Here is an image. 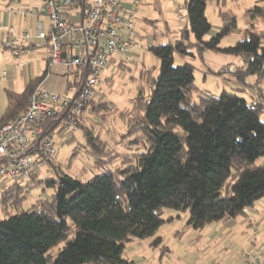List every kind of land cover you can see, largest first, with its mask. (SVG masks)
<instances>
[{
  "label": "trees",
  "instance_id": "16d2710c",
  "mask_svg": "<svg viewBox=\"0 0 264 264\" xmlns=\"http://www.w3.org/2000/svg\"><path fill=\"white\" fill-rule=\"evenodd\" d=\"M209 1L184 0L187 25L178 38L147 45L157 65L139 69L128 106L102 99L84 108L83 114L100 119L113 114L122 119L123 154L81 117V146L72 156L82 147L97 172L83 180L54 162L44 174L0 190V264H133L127 245L153 237L179 212L187 211V224L200 229L245 215L264 196V104L240 94L241 87L219 94L199 88L188 61L205 50L238 56L240 65L222 67L219 74L229 70L242 83L250 75L260 81L264 0L246 9L244 36L226 46L221 40L240 30L236 15L221 7V27L208 36ZM42 77L32 78L21 92H6L0 125L27 105ZM37 187L41 193L32 197ZM165 208L176 213L163 217ZM160 242L156 235L150 245Z\"/></svg>",
  "mask_w": 264,
  "mask_h": 264
},
{
  "label": "built area",
  "instance_id": "2783aa9c",
  "mask_svg": "<svg viewBox=\"0 0 264 264\" xmlns=\"http://www.w3.org/2000/svg\"><path fill=\"white\" fill-rule=\"evenodd\" d=\"M142 3L132 0L128 6L123 0H40L35 7L9 8L10 13L48 19L47 27L37 20L35 41L28 31L5 39L3 45L10 48L13 58L18 61L24 50L43 48L46 69L63 65L72 81L63 94L39 83L27 105L0 125V190L9 182L26 181L51 169L56 162L55 135L68 138L75 134L84 108L103 99L100 94L110 80L107 68L133 61V48H143L136 29L137 7ZM241 86L264 104V98L253 93L251 85ZM237 264H264V244L242 250Z\"/></svg>",
  "mask_w": 264,
  "mask_h": 264
},
{
  "label": "rangeland",
  "instance_id": "374dc122",
  "mask_svg": "<svg viewBox=\"0 0 264 264\" xmlns=\"http://www.w3.org/2000/svg\"><path fill=\"white\" fill-rule=\"evenodd\" d=\"M144 1H146L143 6L145 12L140 13L136 18V29L138 28L139 32L147 34L146 37L151 43L169 40L165 32L160 8L170 25V20H180L179 14L174 16V10L179 8L181 1L160 0V5L158 0ZM256 1L212 0L208 2L206 13L213 25L221 22L218 14L221 7L231 9L237 18V25L240 30L225 36L220 43L222 46L233 44L241 38V33L244 30V13ZM257 24L261 28V23L258 22ZM143 45L144 59L141 58L143 52L139 50V56L136 53L133 61L124 67L121 66L118 70L115 68L108 70L111 76L109 86L107 89H102L100 95L104 100L112 101L118 108L130 104V98L136 89L139 69L143 66L157 65V58L146 49V41ZM229 57L234 58L236 56L205 50L202 56L188 58V61L194 66L195 84L199 88L207 89L215 94H219L223 89L233 88L226 83L229 81L226 80V72L219 74L222 67L226 68V59ZM16 63L14 62V65L18 67ZM10 65L12 66V63ZM231 76L232 81H238L233 74ZM254 79L256 78L254 77ZM242 84L246 85V83ZM3 86L4 83L0 84V91H4L3 96L1 94L0 97V110L6 103V93ZM240 87L242 88V86ZM240 94L247 96L245 91L240 92ZM255 94L260 96L259 93ZM1 113L3 111H0V115ZM262 118H264V112ZM82 119L84 124L102 135L110 148L119 150L121 154L125 152L119 143V132L124 129V123L119 116L113 114L105 119H100L86 112L82 115ZM81 140V131L79 130L75 132L74 140L71 141H67L66 136L56 134L54 153L56 163L64 171L85 180L98 170L94 168L93 160L83 152L82 147L76 156H72L73 148L81 146ZM40 193L39 187L34 188L31 192L32 197ZM175 213L174 209L165 208L162 216L168 217ZM188 216L187 211H181L178 217L162 223L156 231V235L161 237L159 245H150L151 240L156 235L144 239L137 238L127 245L125 254L134 261L133 264H237L241 260L242 250H252L264 244V196L248 208L245 215L237 216L225 222H211L200 229H194L187 224ZM0 217H3L1 210Z\"/></svg>",
  "mask_w": 264,
  "mask_h": 264
},
{
  "label": "crops",
  "instance_id": "0c3cea01",
  "mask_svg": "<svg viewBox=\"0 0 264 264\" xmlns=\"http://www.w3.org/2000/svg\"><path fill=\"white\" fill-rule=\"evenodd\" d=\"M171 2L174 0H170ZM181 3L179 5V8H175L174 10V16L175 14H179L180 20H170V25L167 23L166 17H164V12L160 8L162 18L164 20V28L165 32L167 34V37L169 40H175L180 35L181 29L187 25L186 17H185V11L182 8L181 10V4L184 2V0H180ZM259 1V0H257ZM40 0H0V84L4 83V90L5 93L7 91H13V92H21L25 89L28 82L36 77L43 74L42 80L40 83L42 86H44L49 91H53L59 94H63L66 90V85L71 77L70 73L64 67L63 65L56 64L52 65L51 69H46V59H45V53L43 48H35L31 50H24L21 55L20 59L16 61L13 58V55L11 53L10 48L5 47L4 41L5 39L11 34V35H19L22 31H28L30 35L32 36V39L35 41V27L37 20H42L45 23V27H47L48 19L45 20L46 17L44 16H27L24 15L22 12H15L10 13L9 8L12 5L18 6L19 8H28V7H35L39 4ZM125 5H130L132 0H123ZM160 5V0H158ZM219 2V1H218ZM146 4V1L143 0V3L137 7V18L140 13L145 12L143 6ZM208 6V4H207ZM207 10V7H206ZM216 12V9H215ZM207 15V13H206ZM208 17V16H207ZM209 19V17H208ZM250 22L249 13L245 11L244 13V30L248 26ZM212 24V23H211ZM221 27V22L216 23L215 25L212 24V28L210 32L208 33V36L216 33ZM11 28V33H10ZM244 30L241 33V38L244 36ZM147 34L139 32L137 28V37L142 45V49L138 47L133 48L134 55L139 56V53L144 49V42L146 41V46L149 45L151 42H149V38L146 37ZM240 39V38H239ZM238 40V39H237ZM140 50V52H139ZM143 52V51H142ZM144 59V52L141 55ZM11 61V62H8ZM14 62H17L18 67H15ZM12 63V66L10 65ZM241 64V58L236 56L234 58H228L226 59V69H229L232 65H240ZM112 67L107 68L106 74L111 78L108 70ZM116 70L120 69V67H115ZM202 71V70H200ZM226 83L230 85L231 87H239L242 85V82H234L231 79L232 73L229 70H226ZM207 73V72H206ZM228 76H230L228 78ZM253 77H246V84L252 86V92L253 93H259L261 97L264 98V77L256 82ZM263 81V82H261ZM238 82V83H237ZM1 90V89H0ZM4 91H0V97L1 94L3 96ZM242 92V91H241ZM244 92V90H243ZM247 97H250L251 94L247 91ZM246 96V95H245ZM6 98V97H5ZM7 107V99L6 103L4 104L2 110L3 111ZM2 114V113H1ZM140 263V262H139Z\"/></svg>",
  "mask_w": 264,
  "mask_h": 264
}]
</instances>
